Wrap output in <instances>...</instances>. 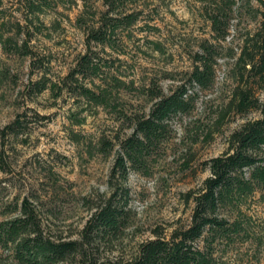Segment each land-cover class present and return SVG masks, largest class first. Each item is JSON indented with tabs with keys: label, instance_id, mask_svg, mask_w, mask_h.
<instances>
[{
	"label": "rangeland",
	"instance_id": "374dc122",
	"mask_svg": "<svg viewBox=\"0 0 264 264\" xmlns=\"http://www.w3.org/2000/svg\"><path fill=\"white\" fill-rule=\"evenodd\" d=\"M2 1L0 17L10 20L22 11L20 0ZM204 4L47 0L39 14L44 26L33 22L31 45L48 62L49 77L61 78L75 66L88 50L92 29L106 32L103 43L90 42L97 76L88 72L79 83L69 81L56 98L49 91L31 93L29 80L39 72H30L27 57L6 55L0 46V73L7 77L0 81V220L14 217L16 204L28 198L47 235L78 239L97 207L110 202L120 213L118 228L101 236L93 232L89 246L100 261L128 260L156 233L169 238L174 229L190 224L191 194L210 174L205 162L227 150L234 130L260 116L259 111L231 112L216 124L238 79L231 72L234 60L227 57L228 49H236L242 34L257 22L252 10L231 14L230 25L237 30L217 42ZM127 15L135 17L129 26L114 20L125 23L121 20ZM206 41L214 44V77L200 88L188 80ZM91 83L106 87V105L88 102L75 90ZM58 85L64 84L59 80ZM182 85L191 98L189 109L169 117L143 165L128 170L124 179L119 169L112 176L121 142L131 134L134 117L148 113L151 94H168ZM256 85L257 96L264 97V89ZM16 119V133L5 130ZM241 219L249 238L234 236L230 243H220V262L264 264V191L247 199Z\"/></svg>",
	"mask_w": 264,
	"mask_h": 264
},
{
	"label": "trees",
	"instance_id": "16d2710c",
	"mask_svg": "<svg viewBox=\"0 0 264 264\" xmlns=\"http://www.w3.org/2000/svg\"><path fill=\"white\" fill-rule=\"evenodd\" d=\"M46 2L20 0L22 11L19 15H13L10 20L0 17V46L6 55L27 57L30 72H39L35 80H29L31 93L49 91L56 98L69 81L79 83L88 72L90 76H97V66L89 54L90 42L103 43L106 32H102L101 28L92 29L86 39L88 50L79 57L75 66L61 78L49 77L48 62L44 64V57L31 45L35 34L32 31L33 22L44 26L39 14H42L41 5ZM2 6L3 1L0 0V12ZM243 9L252 10L257 23L254 29L242 34L236 49H228L227 57L234 60L231 72L238 79L215 122L221 124L231 112L244 115L259 111L260 116L234 130L229 135L227 150L205 162L210 174L191 194L193 208L190 224L174 229L169 238L156 233L157 238L142 242L137 254L128 260L100 261L90 253L89 246L93 241V232L101 236L118 228L120 213L110 202L97 207L78 239H62L46 234L36 206L24 198L16 204L14 212L17 214L14 217L0 220L2 264H59L72 261L78 264H223L217 255V246L222 242L230 243L234 236L245 240L249 238L248 225L241 219L246 202L257 191H264V97L257 96L254 87L257 84L259 90L264 89V0H205L203 5L205 17L214 33L213 40L217 42L225 41L231 30H237L230 25L231 14H239ZM134 18L133 15L124 16L121 21L125 23L114 20L129 26ZM213 46L207 41L201 46L190 72V85L206 88L212 82L215 65ZM2 78L7 77L1 71L0 81ZM59 80L63 87L58 85ZM91 84L92 87L78 84L79 89L75 90H79V95L88 102L106 105V87ZM150 100L153 103L148 113L132 120V132L121 142L112 176L119 169L120 178L124 179L128 170H137L138 166L143 165L147 150L161 140L169 117L186 112L191 103L184 85L168 94L161 91L152 93ZM18 123L16 119L5 130L15 134L14 126ZM187 196H190V192Z\"/></svg>",
	"mask_w": 264,
	"mask_h": 264
}]
</instances>
